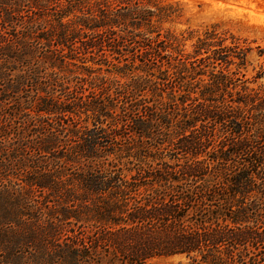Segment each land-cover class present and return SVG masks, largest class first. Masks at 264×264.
Listing matches in <instances>:
<instances>
[{"label":"trees","instance_id":"trees-1","mask_svg":"<svg viewBox=\"0 0 264 264\" xmlns=\"http://www.w3.org/2000/svg\"><path fill=\"white\" fill-rule=\"evenodd\" d=\"M182 15L0 0V264H264V46Z\"/></svg>","mask_w":264,"mask_h":264},{"label":"rangeland","instance_id":"rangeland-1","mask_svg":"<svg viewBox=\"0 0 264 264\" xmlns=\"http://www.w3.org/2000/svg\"><path fill=\"white\" fill-rule=\"evenodd\" d=\"M167 2H177L182 7L183 15L179 21L174 23H167L166 26H171L176 29H184L188 26L194 29L202 31L204 28L211 25H218L219 29L229 28L235 34L254 39L252 46L261 45L264 46V0H164ZM188 50L191 49L190 42L186 45ZM263 59V58H261ZM254 50L248 59V65L246 67L247 76L250 77L254 74L255 69L258 67V62L261 61ZM130 61V57H129ZM16 73V72H11ZM1 109V107H0ZM4 111L0 110V117H2ZM8 124L14 125L15 123L8 122ZM29 129V128H28ZM32 137V134L31 136ZM2 138V137H1ZM1 145L7 144L9 140H0ZM13 141L17 142V138L13 136ZM6 151V149H5ZM31 155V150L25 151L24 157L27 160ZM2 167L7 162L5 156H0ZM168 160V159H167ZM169 161V160H168ZM1 167V168H2ZM10 169V168H9ZM25 172H23L24 174ZM3 185H0V193H3L4 188H13L17 186V183L21 186L22 180L20 176H16L14 169L6 170L2 172ZM19 186V187H20ZM22 188V186H21ZM16 193H19V188H13ZM24 191V189L22 190ZM34 192V190H33ZM36 199L39 197V192ZM33 193V194H34ZM24 196H26L24 194ZM34 197V195H33ZM32 197V198H33ZM34 204V202H33ZM28 211H34L32 206L28 208ZM0 252V257H1ZM186 263L188 261L185 255H174L171 257H160L152 259V264H166L178 262Z\"/></svg>","mask_w":264,"mask_h":264}]
</instances>
